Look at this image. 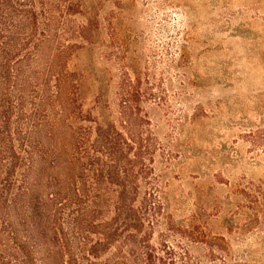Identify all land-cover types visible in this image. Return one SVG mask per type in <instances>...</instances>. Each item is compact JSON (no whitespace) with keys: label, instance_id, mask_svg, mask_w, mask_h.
<instances>
[{"label":"trees","instance_id":"trees-1","mask_svg":"<svg viewBox=\"0 0 264 264\" xmlns=\"http://www.w3.org/2000/svg\"><path fill=\"white\" fill-rule=\"evenodd\" d=\"M134 2L0 0V264H253L229 243L264 230L263 183L225 182L224 232L208 203L176 215L174 135L147 110L168 111L167 91L137 67Z\"/></svg>","mask_w":264,"mask_h":264},{"label":"rangeland","instance_id":"rangeland-1","mask_svg":"<svg viewBox=\"0 0 264 264\" xmlns=\"http://www.w3.org/2000/svg\"><path fill=\"white\" fill-rule=\"evenodd\" d=\"M129 11L139 31L137 67L167 91L168 111L147 110L158 137L174 135L179 156L167 177L176 215L208 203L210 233L224 232L225 182L264 184V0H135ZM251 131L262 132L259 144ZM243 237L230 241L233 255L245 250L242 259L264 264V230Z\"/></svg>","mask_w":264,"mask_h":264}]
</instances>
